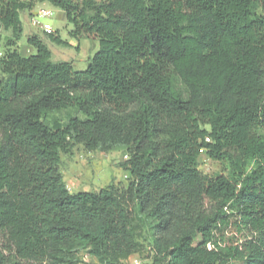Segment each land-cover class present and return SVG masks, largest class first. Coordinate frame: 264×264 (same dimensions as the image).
Instances as JSON below:
<instances>
[{
    "label": "trees",
    "instance_id": "16d2710c",
    "mask_svg": "<svg viewBox=\"0 0 264 264\" xmlns=\"http://www.w3.org/2000/svg\"><path fill=\"white\" fill-rule=\"evenodd\" d=\"M44 2L98 41L85 70L19 53ZM0 29V264H120L140 232L152 264H264V0H0ZM77 145L123 150L125 189L71 193Z\"/></svg>",
    "mask_w": 264,
    "mask_h": 264
},
{
    "label": "rangeland",
    "instance_id": "374dc122",
    "mask_svg": "<svg viewBox=\"0 0 264 264\" xmlns=\"http://www.w3.org/2000/svg\"><path fill=\"white\" fill-rule=\"evenodd\" d=\"M40 10H49L53 15L47 19L37 18L41 24H49L53 30L51 34L57 33L59 38L67 45H57L50 42L46 34L38 28L30 25V20ZM34 13H20V22L22 24L23 34L18 42V51L23 55L26 48V37L34 35L42 39L51 53V62L70 63L77 71L86 69L89 59L98 51L97 40L80 39L75 40L69 36L72 26L65 20L63 12L50 4L44 2L37 4ZM11 34H5L0 29V53L4 52V44ZM2 75L0 73V79ZM64 118V114L58 116ZM125 152L120 149H114L109 153L99 151H89L81 145L75 146L70 153L61 156L60 171L66 183L67 189L71 193L98 191L108 185H114L117 189L124 190L129 180V175L125 173L120 164L125 161ZM197 170L204 177H212L220 173H226V167L222 163L208 158L202 153L198 158ZM134 225L136 223L134 222ZM138 230V229H137ZM139 233V232H138ZM141 243L138 252L129 258L120 262V264H130L137 260L140 264H152V258L148 252V244L143 233H139L136 238ZM198 238L195 239L197 242ZM76 264H99L96 258L90 257L85 253L77 255Z\"/></svg>",
    "mask_w": 264,
    "mask_h": 264
},
{
    "label": "built area",
    "instance_id": "2783aa9c",
    "mask_svg": "<svg viewBox=\"0 0 264 264\" xmlns=\"http://www.w3.org/2000/svg\"><path fill=\"white\" fill-rule=\"evenodd\" d=\"M52 15L53 13L49 10H40L35 16L31 18L30 25L32 27L38 28L45 34H51L53 32L51 26L49 24H41L37 18L39 17V18L47 19L51 17ZM0 56H1V53H0ZM130 264H140V262L137 260H133L130 262Z\"/></svg>",
    "mask_w": 264,
    "mask_h": 264
},
{
    "label": "crops",
    "instance_id": "0c3cea01",
    "mask_svg": "<svg viewBox=\"0 0 264 264\" xmlns=\"http://www.w3.org/2000/svg\"><path fill=\"white\" fill-rule=\"evenodd\" d=\"M33 9H34V8H33ZM33 9H32L30 12H28V13H34ZM5 34H6V33H5ZM33 52H34L33 49L30 48V47H28V48H26L25 53H23V56H28V55L32 54ZM20 54H21V53H20ZM21 55H22V54H21Z\"/></svg>",
    "mask_w": 264,
    "mask_h": 264
}]
</instances>
